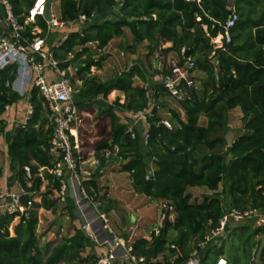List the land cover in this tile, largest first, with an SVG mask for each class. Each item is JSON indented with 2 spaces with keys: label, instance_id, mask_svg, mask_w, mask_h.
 Wrapping results in <instances>:
<instances>
[{
  "label": "trees",
  "instance_id": "1",
  "mask_svg": "<svg viewBox=\"0 0 264 264\" xmlns=\"http://www.w3.org/2000/svg\"><path fill=\"white\" fill-rule=\"evenodd\" d=\"M9 1L22 26L20 44L32 42L36 28L41 30L39 36H47L49 26L43 17L38 18L36 24L26 23L35 0ZM234 1L240 19L232 29L228 52L215 49L211 38L221 32L215 22L229 18L230 0H201L200 4L184 0L61 1L60 19L64 22L76 21L82 15L95 18L120 4H123L120 15L135 19L104 20L94 26L89 22L71 30L68 39L53 51L67 77H70L68 69L77 67L73 85L82 82L76 98L79 110L83 112L97 106L98 112L111 121L110 138L96 145L95 157L100 165L92 179L84 182L86 190L101 201L106 198L100 196L98 178L111 158L120 163L121 172L130 175L136 193L153 201H167L175 207L174 222L167 221L158 236L153 234L151 240H135L134 253L145 257L146 264H185L197 244L205 241L208 232L217 227L228 210L254 208L264 213V0ZM126 29L131 33L132 42L121 45L120 49L135 55L138 47L148 42L146 64L136 62L130 70L104 82L91 76L92 68L102 69L106 60L101 50L112 40L124 38ZM0 35H3L1 28ZM92 43L95 48L90 47ZM167 43L172 46L164 49ZM183 49L191 50L188 58L195 61L196 70H201L206 77L201 80L200 91L196 88L191 91L190 100H176L179 111L169 108L173 122V128L169 129L161 124L158 106L162 97L170 95L162 84L152 83L155 73L161 74L155 69L153 58L158 52L167 61L175 54L183 65L187 61ZM169 73V67L162 71L164 76ZM18 76V64L0 69V139L7 129L2 116L8 106L22 99L12 87ZM137 79L145 85H136ZM114 91L124 94L123 103L120 98L110 105L100 102V97L107 100ZM151 103L155 107L153 117L147 121L150 137L145 142L143 130L135 126L131 132L130 124L123 123L118 112L145 110ZM30 104L34 108L32 117L24 127L14 130L8 145L12 172L8 181L10 185L18 181L31 193L24 197V202L33 197H39L40 201L33 203L27 219L23 217L16 224L15 215L0 216V264L94 262L97 258L95 242L76 226L74 234L63 238L59 244L48 242L40 246L39 211L57 212L61 202L56 193L61 186L49 172L55 167L50 154L52 126L48 107L37 88L30 93ZM237 108L243 114L245 132L230 147L225 135L218 136V133L230 131L228 116ZM202 117L207 119L204 126L200 125ZM221 146L225 151L215 153ZM104 150L111 153L109 158L103 154ZM152 164L154 173L147 179ZM27 165L34 176L31 186L23 170ZM40 169H44L42 177ZM3 175L4 169L0 166V180ZM221 185L223 189L219 191ZM194 187H205L214 193L204 195L201 201L193 200L188 189ZM63 204L64 212L72 223L76 222L75 201L67 198ZM259 236H264V225L256 229L239 224L230 226L223 238L202 252V264H215L220 257L227 258L231 264H264V242L257 240ZM254 255L259 262L254 260Z\"/></svg>",
  "mask_w": 264,
  "mask_h": 264
},
{
  "label": "built area",
  "instance_id": "2",
  "mask_svg": "<svg viewBox=\"0 0 264 264\" xmlns=\"http://www.w3.org/2000/svg\"><path fill=\"white\" fill-rule=\"evenodd\" d=\"M49 1L35 0L27 15L26 23L36 24L38 18H44ZM51 1L53 4L54 0ZM184 1L187 3H201V0ZM52 4L51 21H46L49 29H67L68 33L60 38L57 45L47 47L49 40L47 37L38 35L41 33L39 28L35 29L34 34L36 37L32 42L26 45L20 44L22 26L13 14L10 1L0 0V5L4 8L6 14L4 19L11 29L12 36L10 38L14 42L7 49L6 42L1 41V44L6 49L4 47L1 51L2 47L0 44V69L12 64L7 59L14 57L13 51L24 54L23 65H27L29 71L21 75V70L19 69V76L12 87L21 97L29 94L33 88H37L48 107V120L52 126L50 154L55 162V167L49 172L55 176L61 186L60 191L57 193V198L61 203L66 202L67 198H72L81 211L87 210L84 215L85 224L83 231L97 244L108 247L107 253L98 255L94 262L88 264H146L145 257L134 253L133 244L135 242L136 228L131 227L128 238L118 236L110 227L108 212L103 209L102 202L97 199V195H91L84 187V182L92 179L100 163L99 159L94 158V169L88 170L83 167L86 162L80 151V128L83 125V113L79 110L76 103V98L80 94V87L73 85L71 79L67 77V72L61 69L60 62L54 56L53 49L62 45L68 39L71 30L92 22L94 16L89 18L86 15H82L76 21L64 22L52 11ZM230 10L231 14L225 22H215V25L221 28V32L217 37L211 38V43L215 49H221L226 52L229 51V46L232 43V29L240 19L235 8L231 7ZM95 46L93 43L90 44L92 48H95ZM15 47L18 49L16 50ZM186 51V49H183L182 54H185ZM186 59L187 61L183 65L176 58L170 59V73L161 77V83L170 97L179 101L190 100L191 91L196 88L195 61L192 58ZM69 70L71 71V68ZM48 72H52L54 77L50 78ZM7 85H9V82H7ZM153 106L155 107L154 103H151L148 109L128 113L130 117L135 119L134 125L139 122L141 124L142 121L147 122L150 117H153ZM33 113L34 108L30 105L25 122L21 125L22 127L27 124ZM161 124L169 129L173 128L169 121L162 120ZM149 129L150 126L148 125L142 135L145 142H148L150 137ZM130 131H133V126H130ZM103 154L106 158L111 155L108 150H104ZM23 170L28 186H31L34 176L30 166H25ZM43 170L40 169L39 175L41 177L43 176ZM153 173L154 166L152 164L147 179H150ZM16 185L17 189H11L9 186H2L0 183V216L6 214L15 215V224L23 217L26 219L29 217L33 203L36 202L37 198L33 197L24 202V197L31 196V193L18 181ZM262 195L264 196V190ZM158 213L156 225L150 233L149 240H151L153 234L155 236L160 234L167 221L174 222L176 217L175 207L167 201H159ZM260 214V210L254 208L228 210L220 219L217 227L208 232L205 241L197 244L190 259L185 264H202V252L207 250L210 244H216L223 238L230 226L257 218ZM172 248H175V246H172ZM215 264L231 263L227 258L220 257Z\"/></svg>",
  "mask_w": 264,
  "mask_h": 264
},
{
  "label": "rangeland",
  "instance_id": "3",
  "mask_svg": "<svg viewBox=\"0 0 264 264\" xmlns=\"http://www.w3.org/2000/svg\"><path fill=\"white\" fill-rule=\"evenodd\" d=\"M61 1L62 0H54L52 4V11L55 13L57 17H60V6H61ZM5 10L4 8L0 5V28L2 29L3 35H0V44L1 41H5L7 45V49L10 44L14 43L11 40V29L8 27L5 21ZM64 33H62L58 29H49V32L47 34V38L49 40L47 47H52L57 45L58 41L60 38L63 36ZM2 41V42H3ZM1 51L5 47L4 45L1 44ZM6 49V47H5ZM17 50L18 48L15 47ZM120 51V50H119ZM14 52V57H11L7 60H10V62L16 63L19 66V69L21 70V75L24 74V72L28 73L29 68L27 65H23V59H25V56L23 53H17L16 51ZM121 52V51H120ZM213 56V55H212ZM112 58H108V60L104 63V68L101 70L92 69V74L91 76H97L98 79L102 82L107 81V79H110L117 75L120 71L125 70L126 66L130 64L129 57L127 52H124V56H111ZM198 58V57H195ZM143 63H145V59L143 56V59L141 60ZM75 68L72 67L70 71V77L73 82V78L75 77ZM150 72H153L151 70ZM206 75L199 69L196 70V89L197 91H200L201 89V80L204 79ZM158 83V82H157ZM77 84V82L75 83ZM136 85H145L141 80L137 79L136 80ZM121 95V94H120ZM118 97H115V95L111 94L107 100L101 98L100 102L104 105H110L114 102L115 99ZM121 103L124 102V97L123 94L121 95ZM28 103H29V94L24 96L23 100L20 101L17 105H19L20 108L23 109L25 112L26 109L28 108ZM154 107V106H153ZM169 108H175L178 111L180 110L179 105L175 99H173L170 96H164L160 100V104L158 106V117H160L162 120L169 121L172 125L173 122L171 120V116L169 114ZM27 114V113H26ZM118 115L120 116V119L123 123H131V126L139 127L140 130L145 131V127L140 124V122L137 125H134L135 119L133 117H130L127 112H118ZM182 116L185 118V114L182 112ZM243 114L239 108L232 110L229 113L228 116V125L230 128V131L228 133H232L234 136V140H236L240 135H242L245 132L244 125L245 122L242 119ZM6 118V119H4ZM14 118H17L16 115ZM2 119L6 120L7 124H12L14 119L11 118V115H3ZM138 122V121H137ZM145 122V121H142ZM207 124V119L205 117H202L200 120V125L204 126ZM136 127V128H137ZM110 132H111V121L108 117H105L101 115L98 112V107L94 106L91 109L83 111V125L80 128V151L81 155L84 158V160L87 162L86 165H84L85 168L93 169V161L95 158V150H96V145L98 142L101 140H108L110 138ZM227 133V134H228ZM227 134H223V132H219L218 136H224L225 139ZM225 151L224 147H219L215 153H221ZM209 153V152H208ZM115 158V157H114ZM111 163L107 166V174L101 176L98 178V183L101 186V196H107L108 194H111V190L114 189L115 191H118L117 194H111L110 198L106 197L104 200L98 199L100 202H102V206L106 207L109 204V201H112L113 199L115 200V205L114 208L117 211L116 214H110L108 212V217L110 221V227L113 229V231L121 237H127L130 234V223H129V217L128 214H123L124 207L126 206L127 203L130 201H135L133 205H138L141 207L146 208L147 210L152 211L150 214V219L149 215H146L147 220L149 221L150 225H154V220H153V215L155 210L157 209V217H158V204L159 202H156V207L152 205H155V202L144 198L143 195H140L135 192L133 186H132V181L130 176L126 173L121 172L120 170V163L115 161L116 159H111ZM1 163L4 165V160H0ZM92 162V164H91ZM1 164V165H2ZM8 164V163H7ZM91 164V166H90ZM7 166V165H6ZM10 168V165L8 164L7 169ZM105 176V177H104ZM103 177V178H101ZM5 179V175H4ZM16 181L12 183L10 187H15L16 186ZM15 189V188H14ZM223 189V186L221 185V188L219 189L220 191ZM190 192L193 191V196H197L196 198H193V200H198L201 201L203 198V195L201 190H207L205 187H194V188H189ZM195 191V192H194ZM117 195V197H116ZM57 197V194H56ZM39 199V198H38ZM132 201V202H133ZM153 203V204H152ZM64 204L59 203V207L57 212H52V211H42V209L39 211V226L37 229L38 235L40 237V246L44 247L46 243L48 242H53L54 245L59 244L63 238H68L74 234L73 228H74V223H72L71 219L67 216V214L63 210ZM79 207L77 206V221L80 225V228L85 224L83 220H79ZM148 212V211H147ZM82 218V217H81ZM156 224V223H155ZM240 226H250L252 229H256L262 225H264V213L261 212L260 216L254 219L247 220L241 224ZM149 226L144 225L141 226L140 229L141 231L144 232H149ZM13 235V234H12ZM257 240H261L264 242V236H259ZM53 245V246H54ZM255 252V249L253 250ZM254 260L256 262H259L257 256H253Z\"/></svg>",
  "mask_w": 264,
  "mask_h": 264
},
{
  "label": "crops",
  "instance_id": "4",
  "mask_svg": "<svg viewBox=\"0 0 264 264\" xmlns=\"http://www.w3.org/2000/svg\"><path fill=\"white\" fill-rule=\"evenodd\" d=\"M234 0H230V2H229V7H228V9L230 10V4L232 5V8H234V6H235V4H234ZM198 20L200 21L201 20V18L199 17L198 18ZM204 30L205 31H207V26H204ZM62 33H64L63 35H65L66 33H68L67 31V29H65V30H60ZM125 32H126V35H125V37L124 38H121V39H114V40H112L110 43H109V45L106 47V48H104L103 50H101V56H105L106 57V60H105V62L108 60V58H112L111 56L113 55V56H115V57H119V56H124V51H122L121 49H120V46L121 45H128V44H130L131 42H132V36H131V33L129 32V30L128 29H126L125 30ZM70 34V33H69ZM212 44V43H211ZM147 46H148V42H144V43H142L139 47H138V50H137V54H135V55H132V54H130V53H128V55H130V57H129V60H131L130 61V64L129 65H127L125 68V70H123V71H120L118 74H121L122 72H124V71H127V70H130L134 65H135V63L136 62H142L141 60L143 59V56H144V59H145V56H146V54H147ZM172 46V44L171 43H167V44H165L164 46H163V48L164 49H166V48H170ZM121 52H120V51ZM195 57H198V56H195ZM172 58H176L177 59V56L175 55V54H171L170 56H169V58H168V60L167 61H165V59H164V57H162L161 56V53H156V55H155V57L153 58V63H154V67H155V69H157V70H159L160 72H161V74L160 73H155V76L152 78V77H150V78H152V83H157L158 82V84H162L161 83V77L163 76L162 75V71H163V69L164 68H166V67H169V60L170 59H172ZM211 58H212V56H211ZM197 59V58H196ZM104 62V63H105ZM156 62H158V65H156ZM212 62H215V60L214 59H212ZM144 64H146V61H145V63ZM72 67H74V66H71L70 68H72ZM69 68V69H70ZM75 68V71H77V67H74ZM102 68H104V64H103V67ZM68 69V73H69V75H70V70ZM92 69H95V67H93ZM97 69V68H96ZM97 70H101V69H97ZM148 70H149V72L152 70L151 68H148ZM150 73H154V70H153V72H150ZM75 74H76V72H75ZM48 75H49V77L50 78H53L54 77V75H53V73L52 72H48ZM195 76H196V71H195ZM56 78V77H55ZM70 79H71V77H69ZM107 80H109V79H107ZM72 81V80H71ZM73 83V82H72ZM81 85H82V82L81 81H77V84H75V86H78V87H80L81 88ZM31 93V92H30ZM30 93H29V103H28V107L31 105L30 104ZM112 95L114 94L115 95V97H118V98H120V99H122L121 98V95L123 94L122 92H120V91H114L113 93H111ZM110 94V95H111ZM121 94V95H120ZM109 95V96H110ZM123 97H124V99H125V96H124V94H123ZM23 98L24 97H22V99L21 100H23ZM102 97H100L99 99H101ZM117 98V99H118ZM117 99H115L114 101H116ZM125 101V100H124ZM18 103H20V102H18ZM18 103H16V104H14V105H12V106H8V108H7V111H6V113H5V115H11V118L12 119H14L15 121H13V123L11 124H7V129H6V131H5V134L1 137V139H0V143H1V148H0V160L2 159V160H4V165L1 163V161H0V166H2V168L4 169V175H5V179H4V175H3V177H2V179L0 180V183L2 184V186H4V187H6V186H11L8 182V179L12 176V172H11V170H10V168L9 169H7V166H8V164L10 165V158H9V156H8V145H9V143L11 142V138H12V133L14 132V130H16V128H18V127H22L21 125L25 122V119H26V113H27V111H28V108L26 109V111L24 112L23 111V109L22 108H20L19 107V105H17ZM123 103V102H122ZM83 113V112H82ZM128 114V113H127ZM16 115V117L17 118H14V116ZM4 119H6V118H4ZM3 119V120H4ZM6 121V120H5ZM7 123V122H6ZM131 124H132V122L130 123V126H131ZM141 125L142 126H144L145 127V130H146V127H148V123L145 121V122H142L141 123ZM235 141V140H234ZM96 158V157H95ZM8 163V164H7ZM86 163L87 162H85V164L84 165H86ZM2 164V165H1ZM91 164H92V162H91ZM91 164H90V166H91ZM7 165V166H6ZM94 165V164H93ZM100 165V164H99ZM99 165H98V169H99ZM84 167V166H83ZM94 168H95V166H94ZM93 168V169H94ZM84 169H87V168H85L84 167ZM97 169V170H98ZM88 170H89V168H88ZM105 174H107V167L103 170V171H101V176H103V175H105ZM127 174V173H126ZM128 175V177L130 176L129 174H127ZM105 177V176H104ZM101 178H103V177H101ZM16 181V180H15ZM17 182V181H16ZM8 184V185H7ZM11 189H17V185L15 186V187H10ZM43 189H42V191H44L45 190V187H42ZM221 188V187H220ZM220 191V190H219ZM195 192V191H194ZM201 192H202V194H204V195H212L214 192L213 191H210V190H201ZM117 194L118 193V191H115L114 189H112L111 190V194ZM188 193H190V194H192V196H193V191H191L190 192V190L188 189ZM57 194V193H56ZM111 194H108L106 197H109L110 198V195ZM203 195V196H204ZM100 196H101V194H100ZM144 196V195H143ZM102 197V196H101ZM116 197H117V195H116ZM197 196H193V198H196ZM39 197H37L36 198V202H39L40 201V198L38 199ZM144 198H146V199H150V198H148V197H146V196H144ZM106 199V198H105ZM151 200V199H150ZM133 201V200H132ZM130 201L129 203H127L126 204V206L124 207V209L125 210H123V214H128V217H129V223H130V227H129V230L131 229V227H133V228H136V236H135V240L136 239H138V238H145V239H148L149 240V238H150V233H151V231L153 230V228L155 227V223H156V221H157V209L155 210V212H154V215H153V220H154V225L153 226H151L150 225V223H149V221L147 220V218H146V215H149V219H150V214H151V212L152 211H150V210H147L146 208H144V207H141V206H138L137 204L136 205H133L134 203H135V201ZM153 201V200H152ZM112 202H113V204H108V206H112V209L110 210V211H107V212H110V214H116L117 213V211L115 210V208H114V205L116 204L115 203V200L113 199L112 200ZM155 202V205H152V207L153 206H155L156 207V205L158 204H156V202L157 201H154ZM159 202V201H158ZM63 204V203H62ZM153 204V203H152ZM80 209V208H79ZM42 211H44V209H42ZM86 211L87 210H80L79 211V214H81V215H79V220H83L84 221V223H85V217H84V215H85V213H86ZM148 211V212H147ZM76 213H77V211H76ZM132 216H135V222L134 223H132L131 222V219H132ZM82 217V218H81ZM80 225L81 224H79L78 222H74V226H76L77 228H80ZM144 225H148L150 228H149V232H144V231H141V229H140V227L141 226H144ZM84 226V225H83ZM83 226L80 228V229H82L83 230ZM130 235V234H129ZM128 235V236H129ZM128 236L127 237H125V238H128ZM94 241V240H93ZM95 242V241H94ZM107 251H108V247L106 246V245H103V246H101V245H99V244H97L96 242H95V249H94V253L96 254V256H98V255H101V254H105V253H107ZM89 252V251H88ZM87 252V253H88Z\"/></svg>",
  "mask_w": 264,
  "mask_h": 264
},
{
  "label": "water",
  "instance_id": "5",
  "mask_svg": "<svg viewBox=\"0 0 264 264\" xmlns=\"http://www.w3.org/2000/svg\"><path fill=\"white\" fill-rule=\"evenodd\" d=\"M51 4H52V1L50 0L46 6V12L44 15V19L47 22L51 21ZM122 6H123V4H120V5L116 6L115 9H113L109 12L102 13L99 16H96L95 18H93L90 25L91 26L97 25L98 23H100L104 20H111V21L112 20H114V21H125V20L126 21H132V20H135V19H125L123 16L120 15V10H121ZM230 7H232L231 4H230ZM190 53H191V50H187L185 53V58H188ZM156 65H158V62H156ZM152 90H153V88H151V91ZM226 141H227L228 146H230V147L234 144V136L232 133L227 134ZM111 209H112V206L106 207L107 211H110ZM131 222L132 223L135 222V216H132Z\"/></svg>",
  "mask_w": 264,
  "mask_h": 264
}]
</instances>
